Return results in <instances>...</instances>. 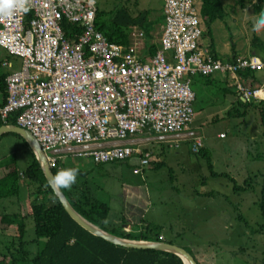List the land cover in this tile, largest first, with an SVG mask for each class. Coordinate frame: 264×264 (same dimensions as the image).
I'll return each instance as SVG.
<instances>
[{
	"label": "built area",
	"instance_id": "2783aa9c",
	"mask_svg": "<svg viewBox=\"0 0 264 264\" xmlns=\"http://www.w3.org/2000/svg\"><path fill=\"white\" fill-rule=\"evenodd\" d=\"M194 1L161 0L158 47L150 56L141 51L140 30L131 29L127 46L96 30V0H29L27 12L0 17V49L19 60L4 78L0 121L13 115L49 168L66 156L105 164L139 155L146 166L149 153L139 149L146 142H187L198 153L203 142L192 127L189 76L228 75L242 101L264 100L262 85L236 80L239 71H264V62L255 54H205ZM64 23L79 31L66 34Z\"/></svg>",
	"mask_w": 264,
	"mask_h": 264
},
{
	"label": "rangeland",
	"instance_id": "374dc122",
	"mask_svg": "<svg viewBox=\"0 0 264 264\" xmlns=\"http://www.w3.org/2000/svg\"><path fill=\"white\" fill-rule=\"evenodd\" d=\"M220 1L225 14L221 20L208 23V30L204 23L199 22L202 30L200 42L203 45L210 44L212 51L221 59L228 58L231 52L243 55L250 50L253 34L264 38V31H253L259 14L253 12L249 3L240 8L235 4L236 0ZM96 4L104 10L125 5L130 13L149 10V16H157L161 0H96ZM198 6L196 0L195 7ZM159 32L158 30L152 35L153 41L157 42ZM140 42L143 46L144 37ZM141 51L143 52V47ZM5 54L0 49V62ZM10 60L16 64L13 66L16 68L19 60L14 57ZM5 71L7 70L0 66V73ZM224 78L231 82L230 76L225 75ZM189 80L194 94L192 127L202 137L211 164L210 170L228 175L240 186L244 180L245 183L250 182L249 191L232 193V184L226 177H212L205 159L198 154H189L186 144L182 145V155L168 148L165 155L175 157L161 155L164 166L154 170L145 169L141 174L137 173L138 175H133V157L113 163L94 164L87 158L66 156L59 162L88 171L85 179L90 183V190L94 197L109 207V216H120L121 186L132 183L143 187L140 191L146 195L144 208L148 211L141 217L142 224L157 223L161 227L160 234L172 242L188 246L196 243L198 253L204 254L202 257L198 256V264H264V232L254 231L262 220L257 208V186L260 174L264 173V117L261 118L256 111H251L243 118H228L225 112L230 108L231 100L222 99L220 88L223 83L218 74L213 75L210 84L204 86L200 83L202 79L199 80L197 76H189ZM226 87L234 91L233 87ZM29 150V147L23 146L12 134L0 135V162L12 161L15 168L21 171L30 161ZM140 168L138 165L137 170L140 171ZM187 178H192V182ZM192 191L199 193L198 198ZM20 192L23 198L26 191L21 189ZM208 192L210 197L202 196V193ZM21 197L19 194L20 202L17 206L15 203L7 206L8 212L19 210L23 215L26 214L27 203L25 197ZM221 203L227 210L225 214L221 210ZM188 212H196L192 220L196 230H188V225L182 222L183 218L188 221ZM238 217L242 221H238ZM178 218H181L182 227L186 230L183 234L185 238H175L171 234L174 229L171 221ZM150 219L154 222H149ZM25 221V237L28 239L32 236V227L28 218Z\"/></svg>",
	"mask_w": 264,
	"mask_h": 264
},
{
	"label": "trees",
	"instance_id": "16d2710c",
	"mask_svg": "<svg viewBox=\"0 0 264 264\" xmlns=\"http://www.w3.org/2000/svg\"><path fill=\"white\" fill-rule=\"evenodd\" d=\"M197 1L199 3L198 8L195 7L197 17H199L198 19L201 23L206 25V30H208V23L223 18L225 12L220 0ZM246 3L251 4L253 12L260 14L264 11V0L235 1V4L240 8H243ZM148 14L149 10H141L136 14L130 13L125 5L104 10L97 7L96 4L94 26L109 42L121 46L128 45L129 33L132 28L140 30L145 41L142 53L150 56L158 46L154 42H149V32L152 30L153 22L147 19ZM28 19L29 14L25 17L24 24L27 23ZM157 23H162L161 9L157 16ZM63 30L66 34H69L70 32H78L79 28L75 25L64 23ZM249 47L250 51H253L264 62V38H259L253 34ZM208 49L210 52L207 55H210L213 59L219 58L213 53L210 45ZM235 57L232 54L226 59H233ZM5 58L8 59L7 56ZM256 72H260V70L239 71L236 73V80L242 85L249 81L248 83L252 86L253 82L254 85L252 87L262 85L264 89V71H261L263 75L260 78L255 75ZM6 75V72L0 73V105L4 102V78ZM193 76H197L199 80L202 79L200 83L203 86L204 84H210L212 77L198 74L191 75L190 77ZM221 83H223V86L220 88L222 99L227 94L232 95L230 108L225 112L228 118H243L251 111H256L261 118L264 117V100L250 99L242 101L239 96L235 95V90L231 91L229 87H226L225 82ZM0 125H15L14 116L8 117L3 122L0 121ZM9 134H12L21 141L23 146L28 148L27 144L18 135L13 133ZM29 154L30 161L21 171L15 168L14 162L12 161L4 160L0 162V202L12 198L10 201L11 204L15 203L17 206L20 202L19 192L21 189H24L26 191L25 202L27 203L25 215L19 212V210L8 212L6 206L3 204L4 201L0 203V264H182L181 260L171 253L151 249L124 248L109 243L81 228L64 211L47 185L39 165L30 150ZM196 154L205 159L212 177H226L227 181L232 184V193L235 194L251 189L250 182L245 183L244 180L242 181L243 185L240 186L228 175L215 173L210 170L211 164L208 159V154L203 147ZM162 166L163 164L161 162H157L153 168L158 169ZM63 168L76 167L65 165L63 162L50 165L52 175ZM87 174L88 171L79 169L76 182L70 188L60 189L71 208L78 215L99 229L119 238L135 241L162 240L159 237L161 227L158 225L149 223L142 224V220H140L139 224L129 231H123L121 225L126 222L122 217H119L115 223H109L110 209L105 203L94 197L88 185L90 183L85 179ZM259 177L257 208L262 220L261 224L254 231L263 233L264 173L260 174ZM202 194L210 195L209 192ZM27 218L31 221L32 227V236L28 239L25 237V220ZM237 219L238 221H242L239 217ZM167 243L172 244L170 241ZM28 247L32 249H28ZM183 249L193 257L189 249L186 247Z\"/></svg>",
	"mask_w": 264,
	"mask_h": 264
},
{
	"label": "crops",
	"instance_id": "0c3cea01",
	"mask_svg": "<svg viewBox=\"0 0 264 264\" xmlns=\"http://www.w3.org/2000/svg\"><path fill=\"white\" fill-rule=\"evenodd\" d=\"M160 9H161V5H160V8H159V11H160ZM158 15H159V13H158ZM157 16H154V15L153 16H149V14H148V17H147L148 20H151L153 22L152 30H150V32H149V34H150V41L151 42H154L156 44L158 42V39H157V42L153 41L152 40V38H153L152 35L155 34V33H157L158 30L161 31V23H157ZM198 21L201 24V21L199 19H198ZM159 35H160V32H159ZM200 40H201V36H200V38L197 41V44H198L199 48L205 54H209L210 51H209L208 47H209L210 44L203 45V44H201ZM213 53H214V51H213ZM214 54H216V53H214ZM232 54H234L235 56H246L247 54H254V52L248 50L243 55H236L235 53L231 52L230 53V56ZM5 56H7L8 59H6ZM11 57L12 56H9V55L5 54L4 57H3V59L0 62V66H2V63L3 62H7V63L10 64V67L9 68L2 66V67H4L7 70V71H5L7 74L10 73L12 70L17 69L18 68V64H19V63L17 64V67L16 68H13V66H15L16 64H14L13 61L10 60ZM255 75L258 78H260L263 75V72H261V71L260 72H256ZM224 77H225V75H219V80L221 82H225L226 83V86L233 87L232 86L233 85L232 84L233 83V79L230 78L231 82H228L227 79H225ZM248 82H246L244 85L250 86V87H252L254 85L253 82H252V86ZM234 93H235L236 96H238L235 91H234ZM227 98H229L231 100L232 95L231 94L225 95L224 99L226 100ZM183 144H186L188 146V143L187 142H182V143H180L175 148L169 147L167 144L160 143V142H146L144 144H141L140 147H139L141 153L142 152L143 153L144 152L149 153V163L146 166H141L140 171H138L137 170V167H138L139 164H137L138 163L137 160H138V156L139 155H135L133 157L134 158V161H135V165H132V167H133V175H135L137 173L141 174L143 171H145V169L146 170H150V169H153L154 170L153 166L157 162H161L163 164V166H164L165 165L164 164V160L161 159L162 158L161 155H163L165 157H175L174 155H169V156H166L165 155L167 153V149L168 148L169 149H172V150H176L178 152V154L180 153L182 155V152H183L182 145ZM202 147L204 148V145ZM187 150H188L189 154H192L190 152V150H189V146H188V149ZM175 154H176V152H175ZM187 179H190V181L192 182V178H187ZM195 181H196V184H197L198 183V180L196 179ZM142 188L143 187H139L138 185L135 186V184H132V183L129 184V185H123V186H121V192L122 193L120 194V197H119V199H120V201L122 203L121 204V208H120L121 211H119V215L120 216H115V215L114 216H109V221H108L109 223L110 222L115 223V222H117V219L119 217H122L125 220V222H126L125 224L121 225V228L123 229V231H129L131 228H133L134 226H136V225L139 224V222L141 220V217L143 215H145L147 213V211H148V210H146V208H144L145 207L144 201H146V195L143 193V191L142 192L140 191ZM192 193L195 194L196 197L198 198L199 194L197 192L194 193V191H192ZM19 194H20V197H21L22 196L21 192ZM202 196H208V197H210V195H203V194H202ZM24 197H25V195L23 196V198L21 197V199H24ZM11 199L12 198L5 199V200H2L1 201V203L4 201L3 204L6 206V210L8 209L7 206L11 203L10 202ZM21 202H24V201H21ZM221 205H222L221 210H222L223 214H225V211H227V210L225 209V206L222 203H221ZM191 209L193 210L195 208H191ZM195 214H196V212H191V213L188 212V221L187 220L185 221V218H183L185 222L182 221L185 225H188V227H189L188 230H190V231H193V230H196L197 229V227L195 226L194 222L192 221L193 218L195 217ZM197 215H199L198 212H197ZM182 216H185V214H183ZM180 219L181 218H178V219H176L174 221H171V226L174 228L171 231V234L175 238H178L179 236H182V238H185V236L183 234H185L186 230L184 231V229L182 227L183 224L180 222ZM190 221H192V223ZM149 222H154V221L152 219H150ZM149 224H152V223H149ZM153 224L154 225H158L157 223H153ZM158 226H160V225H158ZM159 237L162 239V241H167V242L170 241L174 245H177V246L182 247V248H185L186 247L187 249H189L190 253H192V255H193L194 259L196 260V262H197V260H200V259H198V256H200V257L204 256L203 253H198V250H196V249H198V245L196 243L189 244V246H188V245H183V244H180V243L172 242V240L164 239V237L161 234H159Z\"/></svg>",
	"mask_w": 264,
	"mask_h": 264
},
{
	"label": "water",
	"instance_id": "95a60500",
	"mask_svg": "<svg viewBox=\"0 0 264 264\" xmlns=\"http://www.w3.org/2000/svg\"><path fill=\"white\" fill-rule=\"evenodd\" d=\"M4 133L16 134L27 144L36 162L38 163L43 177L47 185L51 189L53 195L57 198L58 202L67 213V215L81 228H83L90 234L100 237L103 240L114 245H118L128 249H151L156 251L168 252L177 256L181 260L182 264H197L195 259L188 252L177 245L170 244L162 240L135 241L119 238L87 222L71 208L60 189L54 190L53 187L50 186L49 179L51 178L52 173L34 138L26 130L19 128L16 125H0V135Z\"/></svg>",
	"mask_w": 264,
	"mask_h": 264
},
{
	"label": "clouds",
	"instance_id": "9594fccd",
	"mask_svg": "<svg viewBox=\"0 0 264 264\" xmlns=\"http://www.w3.org/2000/svg\"><path fill=\"white\" fill-rule=\"evenodd\" d=\"M29 0H0V17H9L14 11L27 12ZM253 31L260 33L264 31V11L256 18ZM264 99V96H260ZM79 173L78 168H63L51 176L49 184L53 189L70 188L75 182Z\"/></svg>",
	"mask_w": 264,
	"mask_h": 264
}]
</instances>
